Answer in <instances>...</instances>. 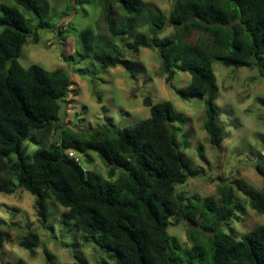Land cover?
<instances>
[{"label": "trees", "instance_id": "1", "mask_svg": "<svg viewBox=\"0 0 264 264\" xmlns=\"http://www.w3.org/2000/svg\"><path fill=\"white\" fill-rule=\"evenodd\" d=\"M8 1L0 4V193L27 191L44 222L51 197L64 210L61 225H73L85 242L109 252L113 264H264V225L240 237L230 226L240 211L231 185L219 187L218 207L177 191L202 170L192 168L180 150L174 124L184 125L185 120L169 101L154 103L145 96L142 104L150 116L132 127L118 128L108 120L100 128L61 130L58 142L35 150L27 159L24 143L30 133L48 135L57 128L71 79L63 69L20 65L26 40L37 43V31L55 25L42 13L38 0ZM116 4L124 15L118 26L113 23ZM99 6L109 39L96 36L93 48V34L81 32V57H90L102 69L120 66L135 78L138 69L115 42L131 36L133 28H146L150 37L137 33L126 43L127 51L155 50L167 82L176 71L189 74V84L178 94L186 100L204 99L202 127L209 144L219 148L225 132L215 103L218 86L212 63L256 69L264 78V0H175L167 18L143 0H99ZM68 8L73 9L70 3ZM166 27L173 34L159 38ZM69 151L96 152L108 177L84 170L68 157ZM255 168L264 180V156ZM245 193L251 210L264 215V184ZM180 221L200 224L212 234L206 248L180 249L167 234V228ZM19 246L33 253L37 235L28 232ZM50 263L46 254V264Z\"/></svg>", "mask_w": 264, "mask_h": 264}, {"label": "rangeland", "instance_id": "2", "mask_svg": "<svg viewBox=\"0 0 264 264\" xmlns=\"http://www.w3.org/2000/svg\"><path fill=\"white\" fill-rule=\"evenodd\" d=\"M143 1L167 18L175 0ZM43 2L38 0V5L55 28L37 31V43L28 38L18 61L23 68L35 64L47 71L63 69L70 76L71 91L62 104L57 128L48 135L37 131L30 133L24 143L27 159L35 150L58 142L61 130L79 132L100 128L108 120L118 128L132 127L150 116L149 109L142 104L145 96H149L154 103L169 101L175 112L185 120L184 125L174 124L179 129L176 138L180 150L192 168L202 170L199 176L179 185L177 191H184L199 201L209 200L218 207L219 187L222 184L231 185L240 211L237 212L238 219L232 220L230 226L238 237L264 225V215L251 210L245 193L260 190L264 184L255 168L264 156V78L258 71L226 68L218 61L212 63L218 86L215 103L225 132L221 146L213 148L202 127L204 99L191 97L186 100L178 94L189 84V74L176 71L172 80L167 82L161 72V59L155 50L141 48L137 54L127 51L126 43H130L137 33L150 37L146 28H133L131 36L123 42H115L125 59L133 61L138 69L137 76L131 78L120 66L102 69L90 57H81L78 45L81 32L93 34L90 43L93 48L96 36L100 35L104 40L110 36L99 0ZM68 3L73 9L68 8ZM0 4L10 2L0 0ZM123 16L116 4L114 26L120 24ZM172 34L173 29L166 27L159 38ZM76 155L84 170L108 177L107 169L96 152ZM46 204L48 220L44 222L36 213L34 197L27 191L18 189L12 195L0 193V264H17L20 261L46 264V254L51 256L50 264H113L108 257L109 252L101 250L91 241L85 242L73 225H61L60 214L64 210L51 197L47 198ZM28 232H34L38 237V247L33 253L19 246V241ZM167 234L181 250L196 245L206 248V241L212 235L200 224L186 221L170 225Z\"/></svg>", "mask_w": 264, "mask_h": 264}, {"label": "built area", "instance_id": "3", "mask_svg": "<svg viewBox=\"0 0 264 264\" xmlns=\"http://www.w3.org/2000/svg\"><path fill=\"white\" fill-rule=\"evenodd\" d=\"M68 157L74 159L75 162H79V158L72 151L67 152Z\"/></svg>", "mask_w": 264, "mask_h": 264}]
</instances>
